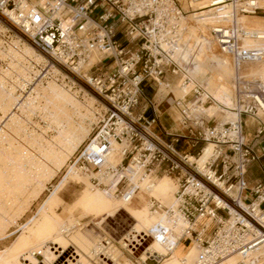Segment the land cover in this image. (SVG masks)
Returning a JSON list of instances; mask_svg holds the SVG:
<instances>
[{
    "label": "built area",
    "instance_id": "obj_1",
    "mask_svg": "<svg viewBox=\"0 0 264 264\" xmlns=\"http://www.w3.org/2000/svg\"><path fill=\"white\" fill-rule=\"evenodd\" d=\"M190 1L214 10L216 18L209 31L219 52L235 67L237 108L233 111L238 117L207 125L203 106L213 99L193 86L174 102L181 130L166 133L172 137L170 142L154 131L157 116L149 117L139 104L141 100L145 105L151 103L144 87L167 73L178 75L181 87L190 81L176 55L183 17L177 0H0V23L20 32L33 48L72 72L79 71L96 52L104 56L94 65L109 60L114 64L111 70L109 65L105 70L101 65L98 73L85 77L103 108L67 168L88 176L96 187L113 189L126 202L140 191L138 183L143 179L151 180L161 172L177 181L174 207L149 198L150 210L163 213L167 223H156L130 244L135 258L131 264H158L168 258L173 237L187 247L197 246L199 254L193 264H220L232 254L242 259L256 256L264 264V185L257 183L249 189L254 198L247 201V167L259 155L245 138L242 119L257 120L256 136L264 131L260 122L264 79L243 72L247 63L264 61V47H246L243 40L264 34L240 20L242 15L264 12V8L246 0ZM125 41L136 47L133 52ZM190 92L193 99L187 100ZM114 142L120 145L119 163L110 162ZM177 143L183 149H177ZM209 143L213 151L199 166L191 158H199ZM153 241L163 244V254L147 252Z\"/></svg>",
    "mask_w": 264,
    "mask_h": 264
},
{
    "label": "bare ground",
    "instance_id": "obj_2",
    "mask_svg": "<svg viewBox=\"0 0 264 264\" xmlns=\"http://www.w3.org/2000/svg\"><path fill=\"white\" fill-rule=\"evenodd\" d=\"M246 1H252L258 7L264 8V0ZM183 7L194 10L191 14L192 20H199L197 22L194 21V24L200 25V31L202 33H207V29H210L216 18L213 12L214 10L212 8L203 9L204 3H193L190 0H185ZM225 7L228 8V5ZM253 18L263 19L264 17L240 16V20L243 22L250 19L248 26L253 28L257 33L264 34V20L262 22V20H253ZM181 27V37L179 38V45L176 51L177 59L180 62H184L182 59L184 58L186 64L192 67L195 73H197L196 68L192 64L196 63L193 59V53L186 51V43L189 47L191 46L190 43H192L189 41L190 37L188 38L189 35L186 36V33H190L192 26L190 27V24L184 20V16L181 18ZM209 39L215 52L214 40L211 36H209ZM201 41L205 45L207 44L208 49H210L207 37H203ZM243 43L246 47H264V37L244 39ZM182 52L184 53L181 58L180 53ZM215 54L212 60L218 66L222 78L234 77L232 78L233 80L230 79L227 81L216 79L222 93L229 94L224 98V102H219L213 94L206 90L205 93L211 94L213 99L212 104H216L217 109L220 113L224 114L225 119L233 121L238 117L236 112L233 111V109L237 108L233 92V82L236 76L235 67H233L227 57L219 55L217 52ZM0 55L8 57L10 60L6 69L0 71V159L6 158L10 160L14 168L12 183L9 188L6 187L4 189L6 191L4 192V196H0V219L6 218V220L11 222L9 218L14 212L25 210V204H21L20 202L35 199L40 189L44 187L45 182L50 180L59 171L65 159L69 157L87 133L86 137H88L91 131L90 124L95 122V114L98 111H96L93 105L94 100H97L95 97H90L86 102L80 101L76 91L71 92L72 90L70 88L57 83L53 75L49 77L50 80L47 81L46 85H42L40 81L37 83L33 82L38 77L41 80L46 75L52 72H58L59 70L53 63H49L44 55L37 52L30 43L24 42L20 46L18 40L10 41L8 42V47L0 51ZM97 58V54L94 53L82 66H90ZM40 64L43 67L34 70ZM246 65L249 66L248 69L251 75H256L264 79V72L262 73L264 71V61H253ZM182 67L188 72L187 74L189 76L186 75L190 78V81L186 87H181L182 79L180 80L179 88L183 93L181 98L192 89L196 80L185 66L182 65ZM73 72L77 74L78 70L76 69ZM230 82L231 88L228 85ZM30 84H34V86L30 87L26 96L16 93V88L24 91ZM225 86L228 87V89L226 88L227 92L224 89ZM76 100L78 101L80 113L86 119L90 118L91 121L89 119L81 120L76 116L77 113L74 108ZM209 107L205 106L203 108L208 114H210ZM37 111L40 113L44 112L43 114L46 115L49 124L45 129L38 128V132L36 133V124L30 121V117ZM25 122L32 124V129L25 126ZM50 128H56V135L49 138L46 134ZM8 131L13 132L15 136L19 135L21 139L30 137V144L28 146L20 145L16 153L10 151V149L7 151L4 150L8 148L6 139V133ZM17 141L20 142L19 139ZM119 149L120 145L114 142L112 144L110 162L119 163L121 159ZM212 151L213 145L209 143L204 147L199 158L192 157L191 160H195L201 166L208 160ZM70 169L68 168L66 171L68 172ZM77 174V171L72 170L69 173V177L73 178ZM164 177L167 176L154 177L151 180H141L138 183L140 191L130 202H126L116 196L113 193V189L107 190L94 186L88 177L91 185L89 184L76 200L73 201L75 205L83 208L92 217L88 221V226H91L85 230H82L81 227L82 218L67 217L61 222L55 219L53 214L47 213L49 205L54 202L53 197L56 191L64 183H67L68 177H64L57 186L53 187L54 189L48 201L42 204L37 212V214L43 213V217L41 224L35 232L45 240L49 239L50 242L44 243L40 248L24 252L20 255H16L14 252L8 250L0 251V264H93L91 260L95 258L98 264H131L130 258L121 248H127L130 252L129 246L135 240H138V235L151 229L156 223H167V219L163 213L150 210L149 198L154 197L167 207H174L175 205L174 193L178 188V183L169 176L167 178L171 179L174 183L171 201L165 204L161 199L152 195L155 189V185L152 183ZM219 185L221 186V183ZM160 196L162 197V194ZM138 200H140V205L136 204ZM138 206L142 207L139 208ZM145 210L146 213L142 216ZM119 212H124L132 222L130 229L117 240L120 247L112 244L110 240H107L108 243L105 244L102 239V232H105L103 228L104 222ZM181 224L182 222L178 221V226ZM171 240L174 242V247L170 256L158 264H193L197 258V246L195 245L196 248L193 245L184 247L181 243L177 242L176 237H173ZM91 244L92 246L90 247ZM78 250L84 253V258L81 259ZM147 252L151 255L155 253L163 254L165 247L163 244L153 241L147 248ZM147 252L141 253L140 258L144 259ZM255 257L242 259L239 254H232L220 264H236L240 260H243L245 264H259L255 260Z\"/></svg>",
    "mask_w": 264,
    "mask_h": 264
},
{
    "label": "rangeland",
    "instance_id": "obj_3",
    "mask_svg": "<svg viewBox=\"0 0 264 264\" xmlns=\"http://www.w3.org/2000/svg\"><path fill=\"white\" fill-rule=\"evenodd\" d=\"M185 0H177V4L180 7V9L183 12L184 20L190 24L191 31L190 33H186V36L190 39L192 43H190V47L187 46L186 43V51L188 53H193V59L196 61V63H192L194 67L197 70V73L193 70L192 67H189V65L186 64L185 59L182 58V55L184 52L180 53L181 58L183 59V66L186 67V69L191 72L194 76L195 84L194 86H199L202 88V90L205 92H210L215 96V98L219 102H224V98L229 94L222 93L219 84H217L216 79H223L224 81L227 80H233L234 77L229 78H222V74L220 73L218 66L215 64V62L212 60L213 56L216 55L215 52H217L219 55H222L224 57V54L219 52V49L214 44L215 52L213 50V45L209 39V36H211L209 29H207V33H202L200 31V25L194 24V21L199 20H192V12L194 11L192 8H184L183 3ZM194 3V2H193ZM252 16H260L264 17V12L260 11ZM258 21L264 20L261 18H253V20ZM252 20V19H251ZM250 19L245 20L246 24H250ZM198 24V23H197ZM197 26V27H196ZM8 29V30H7ZM192 33V34H191ZM203 37H207L209 47L208 45L204 44L201 39ZM212 37V36H211ZM18 40L19 45L21 46L24 42L28 41L22 36V34L18 31H16L13 28H7V26L0 23V51L5 50L8 47V42ZM124 45H126V48L133 52L136 48L132 44H128L126 41L123 42ZM36 50V49H35ZM39 52L38 50H36ZM40 53V52H39ZM42 54V53H41ZM98 58L95 62H93L90 66L81 67L78 71V73H74L66 68H63L62 66L56 64L55 62H52L48 57L47 60L49 63H53L55 67L59 70L58 72H52L49 75H46L41 80L40 78H36L33 80V82L37 83L40 81L42 85H46L47 81L50 80V76L53 75V77L56 79L57 83L63 84L65 87L70 88L71 92L76 91L77 96L80 101L86 102L90 99V97H95L93 102L94 108L96 111L99 112L100 109L103 108V102L101 98L98 96V94L94 91L92 87H90L86 81L85 77H88L90 75H94L98 73L99 68L101 65H103V70L109 65V70L114 68V64L111 60L109 62H103L97 65H94L98 60L102 59L104 55L96 52ZM43 55V54H42ZM227 59L230 61V59L227 57ZM9 58L3 55H0V71L3 69H6L9 63ZM231 63V61H230ZM230 66V65H229ZM43 66L40 64L39 67H35L36 69H41ZM231 67V66H230ZM248 65L244 66L245 71L248 73ZM232 69V67H231ZM233 70V69H232ZM264 70V67H263ZM264 71H262L263 73ZM188 72L186 71V74ZM261 73V74H262ZM196 74V75H195ZM189 76V74H187ZM234 75V73H233ZM256 76V75H254ZM181 78L178 75H171L169 73L166 74L165 77L160 78L158 81L150 82L151 86H145L144 91L146 97L151 101V103H148L145 105V101L141 100L139 107L146 108V115L149 117H152L153 115H156V125L154 128V131L156 134H158L160 137L163 138V140L167 141L162 135L161 132H159L158 125H160L159 121L161 120L162 123L165 125L166 128H170L171 131H175L180 129L181 126L179 124L180 122V113L179 110L175 106V100L182 97V91L179 88ZM232 82V81H231ZM231 82L228 83L229 87L231 88ZM34 84H30L26 87L24 91H21L19 88H16V93L26 96L30 90V87H33ZM228 87L225 86V91L227 92ZM75 93V92H74ZM209 93V94H210ZM210 94V95H211ZM187 100L193 99V94L190 92L186 96ZM145 105V106H144ZM210 106L209 107V113L207 111L205 112L203 110L202 116L204 117L205 122H207V125H212L214 123H224L228 122L229 120H226L223 116V113H220L219 110L216 107V104H212L211 102H208L204 104L203 107ZM138 107V108H139ZM194 106H191V108ZM74 108L77 113V117L81 120H87L91 121L90 118L84 117L78 108V101L76 100V103L74 104ZM44 113V112H43ZM40 112H35L31 115L30 121L32 123L36 124V133L38 132V128L45 129L49 122L47 121V117L45 114ZM212 114V115H211ZM96 120L95 122H92L90 124L91 131L94 125L97 121V113L95 114ZM231 116V114H229ZM242 119L244 121L243 131L245 133V128H248L251 124L253 127L257 128L258 123L257 120H253L252 118L248 116H242ZM88 122V121H86ZM260 122L264 125V116L260 114ZM25 126H28L30 129H32V124L29 122H25ZM161 126V125H160ZM90 131V132H91ZM88 134V133H87ZM86 134V135H87ZM49 138L56 135V128H50L47 130L46 134ZM85 135V137H86ZM6 139L8 143V148L4 150H9L16 153L17 149L19 150L20 145H29L30 144V137H26L24 139H21L19 135H14L13 132L8 131L6 133ZM78 143L77 147L82 143L84 139ZM170 137V136H169ZM17 139L20 140V142L17 141ZM77 147L71 152L69 157L65 159V162L63 163L62 167L59 169V171L56 172L52 176L50 180H47L44 184V187L40 189L39 194L35 199H31L30 201H21V204H25V210H19L17 212H14L11 217L9 218L11 220L8 221L6 218L0 219V251L8 250L10 252H14L16 255H20L24 252L34 250L37 248H40L44 243L50 242L49 239L45 240L43 237H40L36 234V229L39 227V225L42 222L43 213H39L38 209L42 204H44L46 201H48L49 196H51V192L53 191V187L57 186L60 181L64 177L67 178V183H64L62 186H60L59 190L56 191L53 201L48 208V214H53L55 219L60 220L61 222L64 221L67 217L74 218H82L81 219V227L82 230H85L86 228H89L91 225L88 226V221L92 218L83 208H81L78 205H75L73 201L76 200V198L81 194V192L88 187V185L91 183L88 181V177L85 175H82L78 172V174L75 177H69V173L72 172V169H70L68 172L66 171L68 168V160L71 158ZM176 147V145H175ZM177 148V147H176ZM178 149V148H177ZM180 150V149H179ZM14 168L12 166V163L8 159H0V196H4V189L7 187L9 188L10 184L12 183ZM163 173H158L157 175H153L152 179L154 177H160L164 176ZM168 177V175H166ZM164 177L155 180L152 184L155 185V189L152 192V195L155 197L161 199L165 204H168L171 201L172 196V189L174 187V183L171 179ZM72 179V180H71ZM169 185V186H168ZM154 193V194H153ZM157 193V194H156ZM162 194V197L160 196ZM19 196H21L19 194ZM168 196V197H167ZM161 197V198H160ZM169 198V199H168ZM164 199V200H163ZM29 200V199H28ZM118 203V201H116ZM137 205H140V200L136 202ZM163 205V204H162ZM141 208L140 206H138ZM146 213V210L143 211L142 216ZM131 220L127 217V215L124 212H119L114 217L108 218L104 224L103 228L105 232L103 233V240H110L112 244L120 247V244L117 242L123 234L127 232V230L131 227ZM45 240V241H44ZM68 244V243H66ZM93 244V243H92ZM90 245V247L92 246ZM183 246L185 245V242H182ZM195 248L196 246L193 245ZM89 247V248H90ZM122 251L130 258L131 262L135 259L133 254H131L127 248H121ZM89 250V249H88ZM87 250V253H88ZM197 255L198 250L196 248ZM79 255L81 256V259L84 258V253L79 251ZM196 255V257H197ZM97 259L91 260L93 264H98ZM155 264V263H152Z\"/></svg>",
    "mask_w": 264,
    "mask_h": 264
},
{
    "label": "crops",
    "instance_id": "obj_4",
    "mask_svg": "<svg viewBox=\"0 0 264 264\" xmlns=\"http://www.w3.org/2000/svg\"><path fill=\"white\" fill-rule=\"evenodd\" d=\"M160 125H158L159 132L161 135L170 142L172 137L169 134H176L180 132V129L175 131H171L170 128H166L162 121H159ZM256 128L251 124L248 128H245V138L250 143L255 152L259 155V160L250 163L247 167L246 172V181H247V190L246 197L247 201H250L254 198L249 189H252L257 183H261L264 185V131L256 136L255 135ZM169 133V134H166ZM170 136V137H169ZM178 149H183L182 143L175 144ZM261 207L264 208V202L261 204ZM183 245V244H182ZM186 247V245H184Z\"/></svg>",
    "mask_w": 264,
    "mask_h": 264
}]
</instances>
